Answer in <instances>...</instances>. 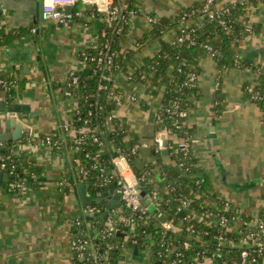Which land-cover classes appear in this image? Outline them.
<instances>
[{
	"label": "crops",
	"instance_id": "crops-1",
	"mask_svg": "<svg viewBox=\"0 0 264 264\" xmlns=\"http://www.w3.org/2000/svg\"><path fill=\"white\" fill-rule=\"evenodd\" d=\"M113 1L80 0L83 7L100 6L102 10ZM203 1L137 0L139 12L129 18L119 49L122 65L112 82L115 92L136 93L138 101L116 102L113 114L126 125L127 141L143 144L139 149L140 166L156 165L160 160L154 152L160 139L162 150L168 149V154L162 152V163L176 164L169 148L178 139L166 132L161 114L167 84L156 78V70L152 71L148 63L172 44L180 27V13ZM232 1L218 0L216 6L221 8ZM242 16L249 21L251 31L231 48V53L245 59L246 66L229 65L220 70L217 60L207 52L200 57L187 126L193 142V176L208 181L209 195L200 194L199 199L212 207L219 200H228L237 213L253 218L264 208V109L251 100L245 85L257 82L254 67L264 68V2L254 3ZM151 17L157 22L151 23ZM162 20L169 27L155 34V25ZM103 24L90 15L61 24L42 18L41 0H0V27L5 31L31 29L29 34L0 47V78L15 82L8 91L0 90V102L5 105V110H0V134L12 136L16 131L6 121L8 106L19 100L27 107L17 115V122L23 126L21 136L3 141L11 146L21 165L40 168V173L31 174L30 182L25 178L20 188L0 183V264H73L71 224L85 206L78 202L77 185L83 180L71 140L78 133L74 122L78 102L85 100L67 97L64 91L71 70L89 75L90 67L79 55L97 43ZM172 71L169 69V74ZM47 135L62 140L61 147L45 143ZM165 140L169 141L167 147ZM116 148L106 145L103 153L114 157ZM154 171L157 177L153 185H157L158 165ZM103 199L95 189L87 188L86 206ZM204 220L208 225L216 223V219ZM85 224L91 225L88 221ZM158 262L152 259L150 248L138 249V254L134 248H125L119 264ZM202 264L213 261L206 258Z\"/></svg>",
	"mask_w": 264,
	"mask_h": 264
},
{
	"label": "trees",
	"instance_id": "trees-1",
	"mask_svg": "<svg viewBox=\"0 0 264 264\" xmlns=\"http://www.w3.org/2000/svg\"><path fill=\"white\" fill-rule=\"evenodd\" d=\"M121 0H114V4H119ZM261 0H253V2L259 3ZM126 4L124 17L117 20L111 21L109 17L103 12L96 10V7L82 4L80 1L74 5L72 10L74 12L81 11L84 16H92L98 20L104 21V24L100 30V36L97 43L84 50L89 55H95L103 47L106 41L110 42L109 52H116L115 66L113 67L110 74L112 78L116 75L117 71L122 65L121 58L119 55L120 44L125 38V35L129 27V18L133 14L139 12L136 5L137 0H122ZM264 2V0H262ZM203 3L194 7L184 9L179 16L178 24L180 23V17L185 12H194L189 19L195 21L193 25V37L194 43L189 42L183 44H171L165 46V48L155 57H153L148 65H152L156 70V78L159 77L166 82V101L162 108L161 114L164 119L165 127L175 128V121L178 117L171 116V110L174 109L175 104L179 105V108L185 109L190 107V97L195 87L186 85L188 75L191 73L198 74V62L200 57L207 52L205 44L209 43L214 48L219 49V54L215 56L218 62L220 70L224 69L229 65L246 66L245 59H239L235 61L231 48L240 40L244 39L243 33L244 28L239 18L245 11V6L242 4H236L230 7L229 11L223 12L220 15L214 17H202ZM83 17H75L74 20H82ZM169 27L166 20L159 21L155 25V34H159L160 30L167 29ZM227 27V28H226ZM103 31L106 35L103 36ZM31 32L30 28L23 27L18 29H12L5 31L4 28L0 27V47L10 45L16 39L27 35ZM245 60V61H244ZM87 64L90 67L89 75H80V84L73 88L74 97L77 101L79 98H83L85 101L78 102V109L81 110V117H88V112L93 111V115L90 117V121L87 125H83L82 120L77 118L75 126L77 128L78 135H84V142L80 149L77 151V155L81 157L82 164L90 170V173L86 177H82L89 188L97 189L103 188L109 185L110 194H115V189L119 186L120 180L114 173V166L112 163L113 155L109 152L103 153L106 145L114 144L116 147H120L121 153L129 157L130 165L138 178L141 188L145 190L148 196L153 198V202L163 211L168 220L173 221L176 229L169 230L165 234L158 231L154 227V224L159 223V220L150 212H148L144 219L137 225L129 223L131 217L138 215L131 209L121 205L118 211H114L109 206V199L105 197L101 202L97 203L96 206L100 208L96 218L89 219L86 217H80L81 223H77L72 228V237L78 238H89L95 236L93 239V245L97 248L98 252H106V245L108 243L115 244L116 247L109 249L108 264H119L120 256L125 248H135L138 246L139 249L150 248L152 251V259L160 261L161 259L157 255L159 250L163 248L171 247L176 251L184 253L185 258L189 261L193 257H200L201 260L209 255H214L213 264H235L240 259V250L237 247H230L228 245L219 248L212 236L219 233L220 228L210 227L205 222V216L209 212H214L215 207L206 206V203L199 199V195H207L208 181L206 178L193 177L195 170V160L191 154L184 163V170L177 167V162L183 161V154L179 152L175 145L170 146L169 151L172 154L176 164L175 166H169L161 161L162 149L157 150L155 147V154L160 159L156 165L160 170V181L157 185H153L156 180V173L154 171L156 165H143L140 166L139 152H132V141H127L128 129L125 124L121 123L117 119L109 120L108 116L114 113L116 108V102L109 95L114 88L112 79L105 81L101 77L100 69L96 68L95 64L88 61ZM172 68V73L169 74V69ZM141 77V73H139ZM137 79V78H136ZM8 84L12 87L15 82L7 80ZM107 85V89H100V85ZM260 89L264 90V81L260 85ZM0 90L1 87H0ZM114 91V90H113ZM115 92V91H114ZM112 92V93H114ZM121 92V91H120ZM99 107V108H98ZM181 120V119H179ZM81 128H85L83 132ZM109 128L113 129L109 131ZM90 129V130H88ZM190 133L189 127H187ZM176 131L183 135V130ZM95 134L99 138L105 141L104 145L99 144L92 137ZM191 134V133H190ZM0 147V153L8 156L11 153V146ZM0 160V165H1ZM7 168L10 170V174L13 180L7 183L10 187V183H16L15 188H20L23 185V181L27 178L26 182H30V175L33 173H40V168L35 166L21 165L20 159L14 155L6 160ZM103 167L105 172L109 176H113L110 183L102 185V180L99 177L100 168ZM13 171V173H11ZM150 178L153 181H150ZM200 178V183L196 182V179ZM169 187L166 191L164 188ZM198 195V196H197ZM155 196V197H154ZM189 197L192 199L191 207L188 209L179 210L182 198ZM213 200V199H211ZM220 201V200H219ZM193 213L191 222L195 225V232L188 230L187 223H184L183 218L187 214ZM112 215L117 220V227L120 228L124 236H118L117 234L108 236L105 235L107 229V221L109 216ZM200 215V218L197 216ZM121 216L126 219L122 220ZM260 216L264 217V210L260 212ZM249 218V217H246ZM91 223V226H87L85 222ZM95 230H98L99 234H96ZM208 231L210 234L206 235ZM188 241L190 244L189 248L184 247V242ZM83 257V256H82ZM255 260V261H254ZM161 262V261H160ZM73 264H94L93 260L89 256L74 255ZM249 264H264V254H258L253 252Z\"/></svg>",
	"mask_w": 264,
	"mask_h": 264
},
{
	"label": "built area",
	"instance_id": "built-area-1",
	"mask_svg": "<svg viewBox=\"0 0 264 264\" xmlns=\"http://www.w3.org/2000/svg\"><path fill=\"white\" fill-rule=\"evenodd\" d=\"M80 0H41V15L44 20H56L57 22L61 24H71L74 22L75 17H83V14L81 11L74 12L72 8L74 5H76ZM120 2V1H119ZM218 0H204L203 3V14L202 17H214L216 15H220L223 12L229 11L230 7L236 5V4H242L245 6V10L252 7L254 4L253 0H233L229 5L218 8L216 6ZM262 2V0L260 1ZM126 4L124 2H121L119 4H114V1L107 4V7L105 10H102L100 6L96 7V10L99 12H104L111 21H117L124 17V11H125ZM196 12L194 10L192 13L185 12L181 17L180 21V27L178 29V32L172 41V44H183L186 42H189L190 44H193L194 37H193V25L195 21L193 19H189V17ZM133 14V13H132ZM149 21L151 23L157 22V20L153 17L149 18ZM239 22L242 23L244 28V39L247 37L249 32L251 31V26L249 24V21L244 17L241 16L239 18ZM227 28V27H226ZM35 31V29H34ZM103 36L106 35V32L103 31ZM110 48V42L106 41L103 44V47L100 51H98L95 55H89L85 51H82L80 54V60L83 63H87L88 61H91L95 64L97 69H100L101 77L105 81H109L112 79V75L110 72L112 71L113 67L115 66V57L116 52H109ZM205 49L208 54H210L213 58H215L216 55L219 54V49L214 48L211 44L207 43L205 44ZM234 59L236 62L239 61L240 56L234 55ZM150 69L152 71H155V68L151 65ZM254 72L257 75V82L255 83H248L245 85V90L248 93L251 100L258 102L262 108L264 109V90L260 89L261 83L264 81V68L262 66L254 67ZM147 77V75H143V78ZM198 81V74L191 73L188 75L186 85H190L192 87L197 86ZM80 84V75L78 74V71L71 70L68 74V81H67V87L64 91V94L67 97H74L73 94V88L79 86ZM220 85V82H217V86ZM0 87L2 90L8 91L11 86L8 84L7 80L4 78H0ZM100 89H107V85L101 84ZM112 92H114L112 90ZM110 93L109 97L113 98L115 101L121 103L124 100H128L131 102L138 101V96L136 93H119L114 92ZM99 108V107H98ZM171 116L178 117L181 120L175 121V128H167L165 127V130L168 134L175 135L177 137V141L173 143L175 145L176 149L183 154V161L177 162V167L181 170H184V163L189 158H191L192 154V136L187 130V118L190 114V109L185 108L181 109L179 108L178 104H175L174 109L171 110ZM93 115V111L90 110L88 112V117L83 118L81 117V110L76 109L75 112V118L74 122H77V118L79 120H82L83 125H87V123L90 121V117ZM109 120L114 119V114L108 116ZM177 130H183V135L179 134ZM83 132L86 131L85 128H81ZM90 130V129H88ZM113 129L109 128V131H112ZM91 131V130H90ZM92 137L95 141H98L99 144L104 145L105 141L102 138H99L95 134H92ZM163 139H165V135L163 136ZM44 142L53 145L55 147H61L62 140L54 138L52 135H47L44 137ZM84 142V135H78L76 134L73 139L71 140V145L73 149L77 152L80 147L82 146ZM106 145V144H105ZM143 144L141 142H136L132 147V152L136 153L139 152L140 147ZM165 145V142H164ZM169 145V143H168ZM172 145V144H171ZM6 146L5 142L3 140H0V147ZM163 147V141L160 139L156 143V149H162ZM166 147V146H165ZM116 153L112 158V163L114 166V173L120 180L119 186L115 189V194H119L121 197V205L131 209L133 212L138 213V215L131 217L129 220H127L129 223H133L134 225H137L140 223V220L142 221L145 217V215L149 212L148 206H146L141 198H140V190L142 188H137L136 185L140 184L138 181L137 176L129 175V173L133 171L130 162L129 157L123 153H121L120 147L116 148ZM11 155H14L13 150L11 149V153L8 156H5L0 153V170H8L10 174L9 168H7V162L6 160L11 157ZM80 161V169L79 174L81 177H86L90 170L85 167L82 164L81 157L78 158ZM13 173V171H11ZM11 175V174H10ZM99 177L102 180V185H106L111 182L113 176H109L103 167L100 168ZM198 177V176H193ZM150 181H153L152 178H150ZM197 183H200V178L196 179ZM10 187L15 188L16 183H10ZM169 190V187H166V191ZM155 197V196H154ZM149 198L153 201V198L149 196ZM192 199L189 197L182 198L181 205L179 207V210L182 211L183 209H188L191 207ZM215 211L209 212L208 215L205 216V218L209 219H216V223L209 225L210 227H218L220 228L219 233L214 234L212 238L214 239V243L217 244L219 248L222 246H230V247H237L240 250V259L235 262V264H249L251 259V254L253 252H256L258 254H264V217H261L260 214L253 218H246L243 215L237 213L233 207L230 201L228 200H220L215 203ZM264 210V208H263ZM114 211H116L114 209ZM118 211V210H117ZM116 211V212H117ZM100 212V208H98L96 205H88L85 206L82 209L81 216L84 217V215H98ZM193 216V213L187 214L183 218L184 223H187L188 230H191L192 232H195V225L193 222L190 223L191 218ZM80 217H76L73 222L72 226L76 225L77 223H81L79 220ZM122 220H125L126 218L124 216H121ZM117 220L110 215L107 221V229L105 230V235L112 236L117 234L118 231H122L120 228L116 225ZM91 226V225H90ZM154 227L158 229V231L163 232L164 234L169 231L176 229L177 227L174 225L173 221L171 220H165L164 222H159L154 224ZM96 234H99L98 230H95ZM123 232V231H122ZM206 235H209L210 233L208 231L205 232ZM73 233H71V250L73 254H77L82 256H89L94 264H108L109 254L108 250L115 248V244L108 243L106 245V252L100 253L98 252L97 248L93 245V239L95 236H90L89 238H74L72 237ZM184 247L189 248L190 244L188 241L184 242ZM164 250H159L157 255L161 259L160 261L162 264H202L203 260L206 258H209L210 260L214 261V255H209L204 257L203 260L200 259V257H193L190 259V261L185 258L184 253L181 251H176L174 248H163ZM255 261V260H254Z\"/></svg>",
	"mask_w": 264,
	"mask_h": 264
},
{
	"label": "water",
	"instance_id": "water-1",
	"mask_svg": "<svg viewBox=\"0 0 264 264\" xmlns=\"http://www.w3.org/2000/svg\"><path fill=\"white\" fill-rule=\"evenodd\" d=\"M0 110L4 111L5 110V105L4 102H0ZM22 111H27V107L25 105H21L19 103V100H15L13 103H10V105L8 106V111H7V121H6V125L9 127L14 126L16 128V131L13 133L12 136H9L7 133H1L0 134V139L1 140H5L6 138H13V139H18L21 136V131L23 129L22 124L17 122V115L18 113L22 112ZM8 132V130H7ZM169 141L165 140V146H168ZM162 152L164 154H168V149H163ZM13 180V177L9 174L8 170H0V183H8L10 181ZM78 189L80 192V198L79 201L83 206H86L88 204L87 201V184L84 182H79L78 183ZM137 188H141L140 184L136 185ZM97 196L98 197H106L109 199V206L114 209V208H119L121 206V197L119 194H110L109 191V185H107L105 187V189L103 188H97L96 190ZM140 198L142 200V202L148 206L149 211L151 214H153L160 222H164L165 220H167V216L166 214L160 210V208L149 198L147 192L143 189L140 190ZM91 203L93 205L97 204V200H92ZM96 215H89L90 219L96 218ZM125 233H123L122 231H118L117 235L118 236H124ZM138 246H135L134 251L136 254H138ZM123 257V256H122ZM83 257H81V259H83ZM159 264H162L161 262H158Z\"/></svg>",
	"mask_w": 264,
	"mask_h": 264
},
{
	"label": "rangeland",
	"instance_id": "rangeland-1",
	"mask_svg": "<svg viewBox=\"0 0 264 264\" xmlns=\"http://www.w3.org/2000/svg\"><path fill=\"white\" fill-rule=\"evenodd\" d=\"M81 54V53H80ZM79 57H80V55H79ZM67 81H68V79H67Z\"/></svg>",
	"mask_w": 264,
	"mask_h": 264
}]
</instances>
